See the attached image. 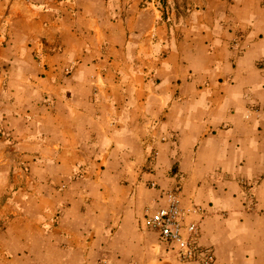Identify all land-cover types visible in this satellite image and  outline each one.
<instances>
[{
  "label": "crops",
  "instance_id": "0c3cea01",
  "mask_svg": "<svg viewBox=\"0 0 264 264\" xmlns=\"http://www.w3.org/2000/svg\"><path fill=\"white\" fill-rule=\"evenodd\" d=\"M262 60L264 0H0V264H195L146 224L176 187L264 264Z\"/></svg>",
  "mask_w": 264,
  "mask_h": 264
},
{
  "label": "built area",
  "instance_id": "2783aa9c",
  "mask_svg": "<svg viewBox=\"0 0 264 264\" xmlns=\"http://www.w3.org/2000/svg\"><path fill=\"white\" fill-rule=\"evenodd\" d=\"M258 68L264 74V60L259 62ZM253 111L261 110L256 108ZM158 159L159 153L153 150L148 164L149 172L155 170ZM247 188L250 190L252 186L247 185ZM193 215L203 216V208L199 205L186 208L181 188L176 187L165 192L163 205L147 210L146 224L148 230L156 233L160 242L167 247L168 254L180 263L218 264L215 249L200 243L199 222L191 220Z\"/></svg>",
  "mask_w": 264,
  "mask_h": 264
},
{
  "label": "rangeland",
  "instance_id": "374dc122",
  "mask_svg": "<svg viewBox=\"0 0 264 264\" xmlns=\"http://www.w3.org/2000/svg\"><path fill=\"white\" fill-rule=\"evenodd\" d=\"M9 179L8 176V170H6L5 164H0V191H1V186L3 185L4 188V197H10L9 190L7 187V181Z\"/></svg>",
  "mask_w": 264,
  "mask_h": 264
}]
</instances>
